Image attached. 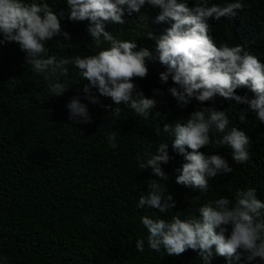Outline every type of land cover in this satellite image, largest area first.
<instances>
[{
	"label": "trees",
	"instance_id": "16d2710c",
	"mask_svg": "<svg viewBox=\"0 0 264 264\" xmlns=\"http://www.w3.org/2000/svg\"><path fill=\"white\" fill-rule=\"evenodd\" d=\"M60 18L70 41L56 47L49 41V55L60 57L95 54L87 31L88 21L68 19L66 0H44ZM226 0H214L212 5ZM189 6H194L189 0ZM143 15L149 29L157 36L165 33L171 22L152 23L158 10L141 9L140 14L125 13L123 25L109 23L106 31L118 39L138 40V26ZM209 35L219 47L242 46L264 63V0H245V9L231 18H209ZM138 46L155 47V40H138ZM148 76L134 82L148 98L158 101L150 119L136 117L124 108L118 118L111 117L101 105H111L109 98L98 97L100 104H88L92 123L74 125L67 120L65 105L74 96L83 97L78 70L69 66L67 80L71 87L62 97H49L47 82L34 74L25 63V54L18 45L0 47V264H202L196 252L188 250L180 256L162 255L148 249L147 232L141 216L160 218L158 210L138 209L141 191L147 181L156 179L151 169L141 171L137 157L155 150L160 142H171L168 134L158 136L156 130L165 123H185L195 108V102L183 108L167 93L169 78L161 84L159 74L166 69L159 63H149ZM153 89L164 94L153 97ZM95 92V90H93ZM237 95L254 98L248 88L237 89ZM205 106L225 111L230 127L245 132L251 141V159L245 165L231 160L230 149L218 150L228 160L233 172L209 180L210 193L177 185L176 169L183 157L172 151L167 164L161 165L169 176L167 194L173 196L176 207L186 218L207 200L229 196L237 188L254 187L264 200V124L249 113L245 122L239 120L244 105L217 96ZM114 107V106H113ZM156 113H159L157 116ZM118 133L116 149L108 145V135ZM206 151V149H201ZM209 154H214L211 149ZM161 218H166L161 216ZM145 239V251L135 249L137 239ZM210 264H229L213 256ZM242 264V262H241Z\"/></svg>",
	"mask_w": 264,
	"mask_h": 264
},
{
	"label": "clouds",
	"instance_id": "9594fccd",
	"mask_svg": "<svg viewBox=\"0 0 264 264\" xmlns=\"http://www.w3.org/2000/svg\"><path fill=\"white\" fill-rule=\"evenodd\" d=\"M213 1L193 0L194 6L190 7L189 0H66L68 19L88 21L90 44L98 51L58 58L49 55L51 48L46 45L55 41L56 47H64L68 44L60 40L70 41L71 36L48 4L44 0H0V47L18 45L31 71L47 82L49 97H62L71 88L63 79L69 76L70 65L78 70L82 81H87L82 88L83 97L74 96L65 105L67 120L74 125L93 122L88 104H100L98 97L111 100V105H101L111 117L118 118L127 108L136 117L150 119L158 101L146 97L134 81L148 76L150 62L164 67L166 70L159 74L160 83L166 84L171 78L175 85L167 89L168 95L181 108L193 102L196 106L185 123H165L162 131L156 130L158 136L168 134L171 142H160L154 151L150 145L143 157H137L138 168L151 169L156 178L147 181L137 208L158 210L161 214L160 218H140L147 232L148 249L168 256L192 250L202 264H210L214 255L229 264H264V200L256 188H237L231 198L207 200L196 209L198 215H192L189 208L186 218L181 212H173L176 201L166 195L169 176L161 165L171 159L169 144L184 160L176 169L175 183L202 195L210 193V179L233 172L218 150L230 149L231 160L238 165L251 159V141L245 132L230 127L225 111L205 106L217 96L245 106L239 113L241 122L251 113L264 124V63L242 46L224 42L218 47L206 22L209 18L234 17L238 10L245 9V0H226L218 5H212ZM145 7L158 10L152 23L171 22L165 33L157 37L143 22V15H139L142 22L136 24L146 30L135 35L141 38L138 40H155L154 48L138 46V40L118 39L106 31L107 24L123 25L125 13L140 14ZM240 88H248L254 98L237 95ZM163 94L153 89V97ZM117 137L116 131L108 135L110 148L118 147ZM209 149L214 154H209ZM135 249L144 253V238L135 241Z\"/></svg>",
	"mask_w": 264,
	"mask_h": 264
}]
</instances>
